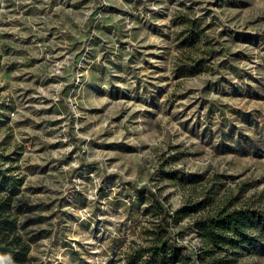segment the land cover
<instances>
[{"label":"rangeland","instance_id":"374dc122","mask_svg":"<svg viewBox=\"0 0 264 264\" xmlns=\"http://www.w3.org/2000/svg\"><path fill=\"white\" fill-rule=\"evenodd\" d=\"M240 208L264 217V0H0L16 264H207L193 223ZM249 228L233 264H264Z\"/></svg>","mask_w":264,"mask_h":264},{"label":"trees","instance_id":"16d2710c","mask_svg":"<svg viewBox=\"0 0 264 264\" xmlns=\"http://www.w3.org/2000/svg\"><path fill=\"white\" fill-rule=\"evenodd\" d=\"M6 180V179H4ZM156 206L161 213L162 229L165 232L164 245L166 252L176 262L180 260H189L188 255H184L182 250L186 247H179L167 229L165 218L169 217L168 213L161 203L154 199ZM258 215V216H257ZM253 220L264 229V217L257 212H250L245 209L220 210L212 215L200 218L193 223L194 229L198 232L201 241V253L209 258V261H203L199 254L198 258L207 264H233L235 260L243 256L255 255L252 247V234L249 223ZM11 230L13 225L11 224ZM0 231L5 232L6 227L0 221ZM12 244L2 245L0 243V259L11 264L18 262V252L14 250Z\"/></svg>","mask_w":264,"mask_h":264}]
</instances>
